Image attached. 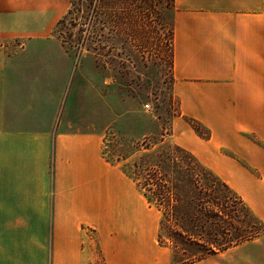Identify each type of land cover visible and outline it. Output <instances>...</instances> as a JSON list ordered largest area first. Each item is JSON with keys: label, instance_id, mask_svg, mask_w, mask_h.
Returning <instances> with one entry per match:
<instances>
[{"label": "rangeland", "instance_id": "1", "mask_svg": "<svg viewBox=\"0 0 264 264\" xmlns=\"http://www.w3.org/2000/svg\"><path fill=\"white\" fill-rule=\"evenodd\" d=\"M74 2L75 8L69 1L67 10L72 14L66 13L61 19L64 23L53 31L74 62L68 98L77 109L91 106L93 112L97 109L103 114L108 109L102 156L126 182L116 181L120 191L110 194L109 224L114 230L105 235L108 250L100 248V231L93 224L78 228L80 233L75 228H61L70 230L72 242L57 244L52 242L48 227L44 264H264V16L248 14L254 30L248 41V79L238 82V97L233 99L227 96L235 89L236 68H228L226 86L214 92L198 85L194 74L183 77L192 65L174 61L179 0ZM90 7L97 8L94 16L91 12L87 16ZM22 47L23 41L17 39L0 40V51L9 57ZM238 70L241 74V68ZM185 92L190 95L188 101L192 92L203 97L213 93L210 103L217 109L211 113L207 108L205 116L213 119L216 127L183 113ZM191 158L220 178L248 207V224L239 205L231 218L224 215L220 221L227 231L223 238L254 234L247 242L206 254L179 240L176 225L190 228L212 220L199 209L202 198L190 181L213 188V180L200 173ZM158 179H164L169 190L161 206L144 197L153 198L146 184L159 185L155 183ZM222 189L211 195L223 199ZM168 207L177 212L184 209L182 215L172 218L168 209L169 218L164 220ZM250 215L255 219L250 220ZM129 219L138 224L135 231L141 242H136L133 260L123 251L127 240L122 232L127 231L124 225ZM200 233L208 238L204 229ZM118 254L122 259H117Z\"/></svg>", "mask_w": 264, "mask_h": 264}, {"label": "crops", "instance_id": "2", "mask_svg": "<svg viewBox=\"0 0 264 264\" xmlns=\"http://www.w3.org/2000/svg\"><path fill=\"white\" fill-rule=\"evenodd\" d=\"M68 7V0H0V40L23 41L11 57L0 51V264H44L48 227L57 244L72 242L70 230L61 228L80 233L93 224L100 248L108 250L110 194L120 191L116 181L126 182L102 156L108 109H77L68 98L74 62L53 36ZM178 7L174 61L192 65L183 77L194 74L198 85L217 92L227 84L228 68H236L235 89L226 96L237 98L238 85L248 79L254 33L248 14L264 16L263 0H179ZM211 94L192 92L188 101L185 92L183 113L216 127L205 116L207 108L217 109ZM132 220L122 232L130 260L141 243Z\"/></svg>", "mask_w": 264, "mask_h": 264}, {"label": "trees", "instance_id": "3", "mask_svg": "<svg viewBox=\"0 0 264 264\" xmlns=\"http://www.w3.org/2000/svg\"><path fill=\"white\" fill-rule=\"evenodd\" d=\"M69 1H70L71 5L75 8L74 0H69ZM97 1L101 2L102 0H94V2H97ZM113 1L117 2V3L122 1V3H125V1L128 2V1H132V0H113ZM96 9L95 8L91 9V7H90L88 9L87 16H88L89 12H91L94 16V14L96 13ZM263 11H264V8H263ZM71 14H72V11L69 10L67 15H71ZM87 18H86V20H87ZM64 21H65V19L59 21L57 26H60L62 23H64ZM91 22L92 21L89 20V22H88L89 25H91ZM177 150L180 153H183V151L180 150L179 148H177ZM191 162H192V164H194V163L196 164L197 170H199L200 173L205 174L207 177H209L210 179L213 180L212 184H211L213 188L208 187L207 185H205V186L198 185V182L195 180L190 181V183L192 185L196 186V189L199 192L198 198H202L201 201H198L199 202V204H198L199 209L201 210V212H203V214L208 216L207 218H211L212 220H206L204 222V224H202V226H190V228L176 225V229L179 231V234H177V237L179 238V240L181 239V240H185V242H189L190 246H193L196 249L199 248L202 250L201 251L202 253H206V254L209 252L212 253L213 251H215V253L226 251L229 248L238 246V245L242 244L243 242H247L249 239V236L253 237L254 234H251L248 236V232H245L244 234H236V235H234L233 238H231L229 240L226 238H223L221 235L226 236L227 231L225 230L226 228H224V226H221L222 224L220 223V221H222V217L224 215L228 216V218H231L230 214L232 215V213L234 211H236L235 207L237 205H239V208L243 212L245 224H248V207L230 190V188L220 178L213 175L211 172H209L203 166L197 164L196 161L193 160L192 158H191ZM153 176L154 175H152V177ZM164 179H158L159 181L155 182V183H159V185L158 184L153 185L151 183H147L146 186L148 187V190H146V188H143V190H146L147 192H149V194L151 193V195L153 197V198H151L150 196L149 197L144 196L149 203L153 202V201H157V203H159L158 205L161 206L162 202H164V201H166V199H168L167 196L169 194V190H168V187L165 186V184H164L165 183ZM218 188L219 189L223 188L222 189L223 194H224L223 199L220 197L216 198L215 196L211 195V193L212 194L217 193V191H214V190L218 189ZM219 192H220V190H219ZM166 194H167V196H166ZM182 200H183V198L181 197L180 201H179L180 204H181ZM214 208H217V209H214ZM168 209L170 210V213H171L170 218H172L173 216L182 215L181 211L184 208L180 209V211L177 212L176 208L168 207L167 208L168 213L164 217V220H167L169 218V210ZM249 218H250V220L255 219L253 217V215H250ZM214 219H216V220H214ZM228 226H230V225H228ZM162 229H163V226L161 227V231H163ZM202 229H204V231L206 232L205 234L208 237L206 240L203 238V234L200 233ZM161 237L162 236L160 235L159 239H161ZM206 246H209L210 248H206ZM200 259H201V257L198 260H200ZM190 260H192V259L190 258Z\"/></svg>", "mask_w": 264, "mask_h": 264}]
</instances>
